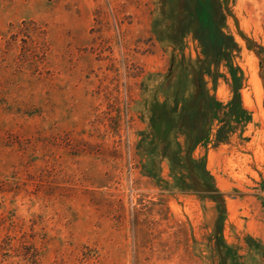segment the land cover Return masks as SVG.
<instances>
[{
  "label": "rangeland",
  "instance_id": "obj_1",
  "mask_svg": "<svg viewBox=\"0 0 264 264\" xmlns=\"http://www.w3.org/2000/svg\"><path fill=\"white\" fill-rule=\"evenodd\" d=\"M177 3L0 0V264H220L213 185L223 250L264 264V0H219L235 46L211 66L215 86L204 79L224 106L228 65L238 69L250 120L219 141L226 110L213 121L191 152L212 178L195 168L199 189L186 135L173 165L159 145L164 117L146 123L165 98H192L203 65L194 27L178 32Z\"/></svg>",
  "mask_w": 264,
  "mask_h": 264
},
{
  "label": "trees",
  "instance_id": "obj_2",
  "mask_svg": "<svg viewBox=\"0 0 264 264\" xmlns=\"http://www.w3.org/2000/svg\"><path fill=\"white\" fill-rule=\"evenodd\" d=\"M176 7L178 32L183 34L186 31H190V27H194V37L199 42L202 54L204 55L203 65H201L200 70H196L192 73V79H194L192 84L194 88L192 98L189 100L187 98L175 99L173 102L174 104L170 106L168 98H165L162 104L163 108H161V114L154 112L149 114L146 123L150 126H154L156 117H164V127L161 131L163 136L159 139V145L162 147V158L167 161L169 160L173 165L176 161L179 165H183L181 161V148L176 141V137L179 134L186 135V143L188 146L186 151L187 157L184 160V164H188L185 168L190 170V177L196 185V188L199 189V181L194 174L195 168L201 166L203 168V175L209 177L211 181L212 178L203 166V161L192 157L191 152L197 145L204 143L208 139L213 121L219 117L222 110H226V119L216 132V139L218 141L223 139L222 133L230 122L246 123L250 120V117L248 115L249 113L241 104L239 95L240 87L236 86L238 79H236L235 72L238 69L228 65L232 76V98L228 104L224 106L216 99L215 95L210 92L207 86V80L204 79L205 76L210 77L213 87L215 86L216 76L212 75L210 70L211 66L213 65L216 68L220 62L221 56H226V60H228L230 50L235 46L233 37L224 33L220 26L221 7L219 0H178ZM171 72L164 77L166 78V83L162 87H164L166 91H168L171 85L177 83L176 80H171ZM180 75H182L184 79L186 78V74L182 73ZM178 82L180 83V95H185L188 90L187 81L179 80ZM204 193L205 197L215 202L219 209L215 232L217 234L216 242L220 255V264H226L229 259L234 262L232 264H238L235 262L234 255L231 254L228 249L226 251L223 250L225 244L221 237V227L225 213L224 196L214 185L204 190Z\"/></svg>",
  "mask_w": 264,
  "mask_h": 264
}]
</instances>
